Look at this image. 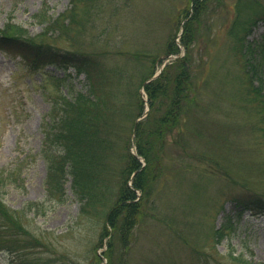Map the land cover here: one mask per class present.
Segmentation results:
<instances>
[{
	"label": "rangeland",
	"instance_id": "1",
	"mask_svg": "<svg viewBox=\"0 0 264 264\" xmlns=\"http://www.w3.org/2000/svg\"><path fill=\"white\" fill-rule=\"evenodd\" d=\"M238 1L207 0L193 24L188 55L198 93L196 105L166 136L159 171L141 199L129 248L121 256L115 242L111 264H238L230 254L264 262V214L245 210L238 216L233 204L236 196H264V112L258 110L257 100L248 99L244 107L235 96L244 84L246 59L261 61L264 86V21L254 18L248 23V32L240 30L242 43L249 48L242 55L230 32L231 24L237 13L249 17L250 10L237 12ZM253 1L254 6L264 7V0ZM71 5L76 7L75 20L66 34L53 35L55 43L95 54L103 69L120 67L124 71L123 76L109 78L96 88L114 108L113 114L107 112L111 120L106 129L113 145L108 159L114 168L124 161L127 150L135 153L132 122L148 109L140 82L150 68V59L144 55L134 59L131 53L140 51L156 58L154 73L184 55L180 35L185 11H191L190 2L0 0V27L11 20L35 35L49 18ZM84 12L88 15L82 16ZM171 35L177 53H166ZM66 72L70 76L57 81ZM66 72L52 65L30 69L17 52L0 51V179L4 182L0 196L9 208L21 212L28 232L47 244H29L24 258L35 261L40 255L54 253L60 254L54 264H109L110 253L105 254L108 236L100 239L108 197L103 196L98 207L82 210L69 177L63 200L48 196L44 188L43 121L60 93L88 91L84 73L76 74L72 68ZM137 91L144 108L140 115ZM116 178H112V189ZM225 216L231 218V230L216 242L213 230ZM10 257L8 250H0V264H10Z\"/></svg>",
	"mask_w": 264,
	"mask_h": 264
},
{
	"label": "trees",
	"instance_id": "2",
	"mask_svg": "<svg viewBox=\"0 0 264 264\" xmlns=\"http://www.w3.org/2000/svg\"><path fill=\"white\" fill-rule=\"evenodd\" d=\"M74 1L72 0V4ZM206 1L189 0L191 11H185L180 35L185 53L165 63L154 78L146 81L155 72L156 58L144 54L145 52L131 53L134 59H139L143 55L150 59V68L145 70L140 82L146 93L148 109L141 119L132 122L135 153L127 150L124 161L114 168H110L108 159L110 152L113 151V145L106 131L109 129L110 114H113L114 108L108 104L109 98L105 100L106 98L104 99L96 88L109 78L123 76L124 71L120 67L103 69L102 62L95 54L63 48L55 43L53 35L56 38V33L66 34L69 31L68 27L75 20L76 7L71 5L66 12L49 18L43 30L35 35L29 34L11 20L0 27V51L7 54L17 52L22 62L30 69L52 65L66 72L72 68L76 74L84 73L87 79V92L60 93L59 99H53L52 110L43 121L40 152L46 163L44 188L48 196L63 200L64 185L69 177L71 191L80 200L82 210H87L89 206L98 207L103 196L108 197V208L103 215L100 239L108 236L105 254L110 253L109 264L115 242L120 246L121 256L129 248L132 230L140 214L141 199L149 193L150 184L159 171L158 158L166 136L184 121L186 111L196 105L198 93L188 47L193 37V24L199 20ZM253 2L239 0L237 12L248 8L250 15L242 18L239 16L240 13H237L231 24L230 32L236 38L242 55L249 48L242 43L244 35L239 34L240 30H243V33L248 32V23L254 22V18L264 21V7L254 6ZM86 15L88 12H84L82 16ZM173 38L171 35L167 40L166 53L179 51ZM244 64V84L241 83L240 89L238 88L236 99L244 103V107L247 106L248 99H255L258 110L264 112L261 61L255 58L246 59ZM69 76L70 73L66 72L56 79L60 82ZM136 96L137 101L141 103L138 114L140 115L144 109L142 98L138 91ZM262 130L264 137V126ZM113 177H117L115 189L110 186ZM0 184H4L1 179ZM104 203L106 204L107 200ZM233 204L238 210L236 213L238 216L245 210L251 212L257 210L264 214V196H236L233 198ZM28 205L30 207L32 204ZM20 215L18 209L9 208L0 196V250L9 251L10 264H54L60 254L53 253L47 256V253L46 256L40 255L35 261L24 258L23 252L30 246L29 244L41 247H47V244L39 236L28 232L21 222ZM231 225V218L225 216L220 225L213 230L216 242L228 235ZM230 255L238 264H264L254 262L243 254Z\"/></svg>",
	"mask_w": 264,
	"mask_h": 264
},
{
	"label": "water",
	"instance_id": "3",
	"mask_svg": "<svg viewBox=\"0 0 264 264\" xmlns=\"http://www.w3.org/2000/svg\"><path fill=\"white\" fill-rule=\"evenodd\" d=\"M157 74H158V72H157V73H154V74H153L150 78H148L146 81H148V80L154 78ZM146 81H145V82H146Z\"/></svg>",
	"mask_w": 264,
	"mask_h": 264
}]
</instances>
